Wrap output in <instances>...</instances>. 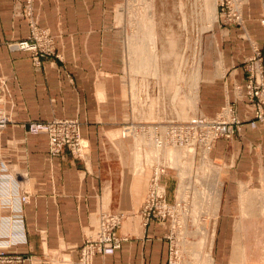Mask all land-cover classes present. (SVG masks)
I'll return each instance as SVG.
<instances>
[{"label": "crops", "instance_id": "crops-1", "mask_svg": "<svg viewBox=\"0 0 264 264\" xmlns=\"http://www.w3.org/2000/svg\"><path fill=\"white\" fill-rule=\"evenodd\" d=\"M33 1L35 11L42 14V23L53 33H61L59 49L108 48L113 50V64L120 62V52L114 50H119L124 32L118 12L124 0ZM246 2L242 10L244 26L215 21L209 30L210 45L204 51L197 90V110L206 116L214 117L226 103H235L240 117L248 112L243 100L245 63L255 48L264 45V27L260 23L264 0ZM13 4L14 0H0V18H7ZM9 31L10 27L0 21V76H8L13 98L8 107L16 122L0 129V239L15 241L11 253L26 256L15 264H79L80 248L95 237L104 212L122 214L117 234L123 241L114 254H97L93 264H169L174 235L171 221L151 218L146 222L143 208L154 169L162 165L169 167L162 176L167 202L175 208L179 206L178 166L167 164L164 149L151 134L122 132L123 125L135 117L125 97L123 104H118L115 92L109 100L104 91L100 94L97 90L95 103L87 104L68 83L56 85L62 77L67 82L65 74L58 79L54 69L45 74L35 72L28 54L11 53L1 40ZM70 31L97 34L98 40L91 45L90 40L85 44L78 40L67 43L62 34ZM122 45L124 48V42ZM68 62L72 64L70 58ZM76 68L71 73L78 80L82 73H76ZM44 87L53 97L68 90L78 96L71 101V108L69 103L63 106L64 99H58L52 111L77 114L89 144L85 158L70 152L51 156L47 136L27 133V122L48 120L39 113L50 110L37 108L46 106L47 101L42 99L49 95ZM37 90L41 98L35 101ZM209 152L220 168V207L245 186L264 187V126L245 124L233 138L217 139ZM192 154L181 160L203 157L200 147ZM23 195H29L26 203L21 200Z\"/></svg>", "mask_w": 264, "mask_h": 264}, {"label": "rangeland", "instance_id": "rangeland-1", "mask_svg": "<svg viewBox=\"0 0 264 264\" xmlns=\"http://www.w3.org/2000/svg\"><path fill=\"white\" fill-rule=\"evenodd\" d=\"M245 3L246 0H216L215 16L211 0H124L118 6L119 23L124 27L119 42L122 47L114 50L116 53L120 52L121 59L118 64H113L112 49L91 47L59 49L61 33H53L42 23V14L35 11L33 0H14L7 18H0V21L5 22V26L10 27V31L5 33L1 40L11 53L28 54L35 72L45 74L49 69H54L59 76L58 79L65 74L67 82H63L62 77L56 85L68 83L87 104L95 103L97 90L101 92L100 94L105 92L109 100L115 92L118 104H123L121 102L125 97L135 117L131 122L123 125L121 130L124 134L127 133L125 127L131 124L187 122L202 116L215 118L227 106L236 109V115L241 121L237 133H241L245 124L255 128L264 126V121L256 118L254 107L246 98V89L243 100L248 106V112L243 117H240L235 103H226L214 117L198 112L197 90L204 51L210 45L209 30L215 21L244 26L245 18L242 10ZM149 19L152 24L150 27L152 34L147 39L144 30L145 22ZM263 21L264 16L260 18V23L264 27ZM69 28L73 30V26ZM63 37L67 43L78 40L80 44H85L90 40L89 45L98 40L97 34L71 31L62 34ZM137 46L143 47L144 55L142 53L135 56ZM257 50L264 56V45L262 48H255L253 56L245 63L247 81L249 79L247 62L256 55ZM123 55H125L124 59ZM68 58L71 59L72 64L68 62ZM76 60H78L77 65H75ZM75 67H77L76 73H82L78 80H75L71 73L72 68ZM115 72H117L116 77L113 75ZM8 82V76H0L2 93L0 110L11 119L4 128L16 123L8 107L13 100ZM43 90L49 95L42 99L47 101L46 106L40 105L37 108L50 110L47 113H39L40 116H47L48 120L27 122L24 124L27 133H29V125L33 122L72 120L77 122L81 137L87 141L82 135L81 120L76 116L77 114L52 111L56 109L58 99L62 101L64 99L63 106L69 103L68 108H71L74 105L71 101L78 98V96L74 97L76 93L70 90L62 91L61 96L59 94L53 97L50 96L48 88L44 87ZM36 92L35 101L41 98L39 90ZM90 115L96 117L97 114ZM37 135L47 136L50 153L48 135ZM163 149L165 161L173 168L178 166L180 176L179 206L176 208L174 220L171 221L174 235L171 238L169 264L172 261L174 264H232L237 241L240 240L243 244L245 237L251 238L249 236L254 235L256 231V228L253 230L249 227L245 228L246 231L241 230V221L245 218L241 209L243 194L247 192L250 198L248 201H251L248 204L255 206L254 212H251L255 217L251 218V221H260L262 210L258 209L260 205H264V187L245 186L240 194L236 192L230 199L228 198L227 205L220 207L222 195L220 168L210 159V152L202 153L203 157L200 160H192L189 157L188 161H183L182 157L190 155L186 149L179 147ZM260 232L263 251L264 233ZM257 236L251 239L257 241ZM13 245H16L15 241L0 239V256L4 253L3 257L7 258L5 261L0 260V264H15L25 260L26 256L23 254L11 253L10 248ZM262 254L264 256V252ZM263 256L259 248L256 257L246 258L245 261H249L247 264H261ZM16 257H22V260L17 261Z\"/></svg>", "mask_w": 264, "mask_h": 264}, {"label": "built area", "instance_id": "built-area-1", "mask_svg": "<svg viewBox=\"0 0 264 264\" xmlns=\"http://www.w3.org/2000/svg\"><path fill=\"white\" fill-rule=\"evenodd\" d=\"M264 23V21H263ZM27 45V44H25ZM249 79L246 86V98L252 103L256 118L264 121V56L257 50L256 55L248 62ZM11 119L0 110V128L6 127ZM256 121L253 123L255 125ZM241 121L236 115V109L227 106L215 118L197 117L187 122H158L152 124H131L125 127L128 134L147 133L155 138L161 147H179L188 153H195L200 147L202 153L210 151L213 143L220 138L231 139L240 128ZM31 134H46L50 139L52 156L71 152L77 158L83 159L89 153L88 142L81 137L77 122L72 120H54L50 122H33L29 125ZM169 167L157 166L152 174L148 187L147 199L143 208L145 221L151 218L173 221L176 208L167 202L166 188L162 176ZM29 195L21 196L26 203ZM123 216L104 212L101 215L95 237L87 239L80 248L79 264H93L97 254L112 255L122 245L123 238L117 234ZM172 251V250H171ZM172 254V252H171ZM1 254L0 260H7ZM17 261L22 257H16ZM1 263V262H0ZM174 264V262H170Z\"/></svg>", "mask_w": 264, "mask_h": 264}, {"label": "bare ground", "instance_id": "bare-ground-1", "mask_svg": "<svg viewBox=\"0 0 264 264\" xmlns=\"http://www.w3.org/2000/svg\"><path fill=\"white\" fill-rule=\"evenodd\" d=\"M215 2H216V0H211V3H212V11L214 13H215ZM215 16H216V13H215ZM150 22H151L150 19L145 22L146 23L145 24L146 25V28L144 30V33H145V37H147V39H148L149 35L152 34L151 29H150V27L152 26V24ZM148 28L150 30H148ZM154 45H155V43H154ZM142 48L143 47L137 46V49L135 51V56L140 55V54L143 53V50L144 49H142ZM147 49H148V47H147ZM143 55H144V53H143ZM143 58H144V56H143ZM220 190H219V193H221ZM248 199H250V198L248 197L247 192L246 193L244 192L243 199H242V202H241L242 203V206H241L242 208L241 209H242L243 216L245 218H244V221L243 220L241 221V225L242 226L241 225L240 226H241V230L242 229L245 230L246 227H249L250 229L253 228V230H254V228H256L255 234L254 235H251L249 237L252 238V237H256L258 235L257 236V241L252 240L251 238L245 237V242H243V244H242V242H240V240H238L237 243H236V246L234 247L235 249H234V253H233V259L231 260L232 261V264H247V263H249V261L248 262L245 261V260H247L246 258L252 259V258L256 257V255L258 254L259 248H260V254H261V256H263L262 252H264V250L262 251V249H261L262 248V245H263L262 244L263 241L261 240V237H260V235H261V232L260 231H262L264 233V205H262V206L260 205L259 206V209H258V210H262L261 211V217H259L260 221H257V220L251 221V218L255 217V216H252L254 214H251V212L253 211V208L255 206L253 207L251 204H248V203L251 202V201H248ZM257 214L259 215L260 213H257ZM236 227H238V226H236ZM263 257H262V260H261V264H264V258Z\"/></svg>", "mask_w": 264, "mask_h": 264}]
</instances>
